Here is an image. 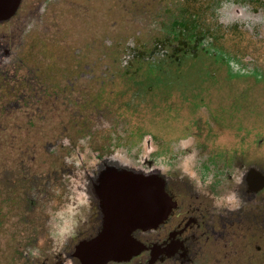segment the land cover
Wrapping results in <instances>:
<instances>
[{"label":"rangeland","instance_id":"1","mask_svg":"<svg viewBox=\"0 0 264 264\" xmlns=\"http://www.w3.org/2000/svg\"><path fill=\"white\" fill-rule=\"evenodd\" d=\"M0 264H264V0H0Z\"/></svg>","mask_w":264,"mask_h":264},{"label":"flooded vegetation","instance_id":"2","mask_svg":"<svg viewBox=\"0 0 264 264\" xmlns=\"http://www.w3.org/2000/svg\"><path fill=\"white\" fill-rule=\"evenodd\" d=\"M154 162H155L154 166H155L157 171H160L162 169L165 172L166 171L169 172V173H165V174L164 173L163 174L162 173L159 174L160 177H158V179H159L160 182H158L157 180H154V181L153 180H149V181L146 180V181H141V182L137 183V185H139L138 188H140V190H139L140 192L137 194V197H133L134 196L133 193H131V191H129V189H127V187L129 185H130V187H132L133 183L129 182L128 184L126 183V184H123V186H122V188H123V191H122L123 197L128 198V200L130 202L133 201V202L137 203V205H136L137 206V211L135 209H132L135 212L131 211L130 215H131V217L133 219L136 218V217L140 218L141 219L139 221L140 223L149 221V218L151 217L149 211L147 210L146 205H153V211L154 212L152 214V218L158 217L157 210H159V205H161V203H162V205H164V199L159 194L161 183H162L163 187L165 185L167 187V183L173 179V177H174V175L176 173H181L182 175L180 177H184L186 175V178H185L186 180L187 179L190 180V178L194 179L192 176H190V174H188L187 172L184 171V167L183 166L180 167V164H178V168L175 171V168H174L173 164H172V169L171 170L170 169H165L163 167V164H164L163 161L160 158H158V157L154 158ZM174 163H176V161ZM166 174H169V175H166ZM187 175H189V177ZM154 176H156V175L149 176V178H153ZM178 179H179V177H178ZM256 180H257V178L255 177V182H256ZM155 181H157V182H155ZM200 182L202 183V188L208 185V183H205L203 180H201ZM190 185H192V184L190 183L189 186ZM89 191L92 192L91 189ZM164 192L168 195L169 198H172V195H171V193H169L167 188L164 190ZM195 193H197V194L202 193V189L201 190H197ZM116 194L117 193L115 192L114 200L111 197L107 198V203L108 204H105V208H104V211L106 213L107 212L108 213H112L113 205L115 206L117 211H120L119 202H120V198L122 196H119V195H116ZM118 196H119V198H118ZM97 199H98V196H97ZM111 206H112V208H111ZM109 207L111 208V210H110ZM148 207H150V206H148ZM116 210H114L113 212H115ZM144 219H146L147 221H144ZM148 224L150 225V223H148ZM101 226H102V223H100L99 228ZM159 229H161V224L156 226V227H154V228L151 227V229H138V230L135 231V233L141 232L142 234H144V232H152V231L159 233ZM162 230H163V227H162ZM82 257L84 258V255H82Z\"/></svg>","mask_w":264,"mask_h":264},{"label":"clouds","instance_id":"3","mask_svg":"<svg viewBox=\"0 0 264 264\" xmlns=\"http://www.w3.org/2000/svg\"><path fill=\"white\" fill-rule=\"evenodd\" d=\"M226 203L231 204L233 207H238V202L236 199V194L232 193L227 197L222 198Z\"/></svg>","mask_w":264,"mask_h":264},{"label":"water","instance_id":"4","mask_svg":"<svg viewBox=\"0 0 264 264\" xmlns=\"http://www.w3.org/2000/svg\"><path fill=\"white\" fill-rule=\"evenodd\" d=\"M122 191H123V188H121V191H119V196H122L123 197V195H122ZM134 195V194H133ZM135 196V195H134ZM130 202V201H129ZM130 204L132 205V206H130L131 208H133V209H135L136 211H137V203L136 202H130ZM161 205H162V203H161ZM133 211V210H132ZM133 212H135V211H133ZM135 222H139V221H135Z\"/></svg>","mask_w":264,"mask_h":264}]
</instances>
